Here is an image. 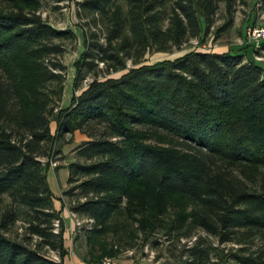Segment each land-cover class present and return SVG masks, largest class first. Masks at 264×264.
I'll list each match as a JSON object with an SVG mask.
<instances>
[{
	"label": "trees",
	"instance_id": "trees-1",
	"mask_svg": "<svg viewBox=\"0 0 264 264\" xmlns=\"http://www.w3.org/2000/svg\"><path fill=\"white\" fill-rule=\"evenodd\" d=\"M44 2L0 0V264H67L66 205L60 197L56 209L41 158L60 153L77 130L89 140L74 148L63 196L92 219L79 229L87 263L116 256L139 232L149 241L160 228L169 236L201 228L236 245L225 259L264 264V63L232 49L143 62L203 40L222 2V29L231 27L247 0L78 1L89 29L82 27L74 90L94 78L56 112L67 71L61 56L76 33L45 19ZM91 24L104 28V42ZM253 49L261 54L264 39L245 51ZM100 63L126 71L100 79ZM119 216L135 226L128 240L112 224ZM204 241L197 236L187 257L160 264L205 263L214 247Z\"/></svg>",
	"mask_w": 264,
	"mask_h": 264
},
{
	"label": "rangeland",
	"instance_id": "rangeland-1",
	"mask_svg": "<svg viewBox=\"0 0 264 264\" xmlns=\"http://www.w3.org/2000/svg\"><path fill=\"white\" fill-rule=\"evenodd\" d=\"M78 1L82 0H45L43 3L42 15L45 19H47L52 25L59 29L69 28L76 33V37L65 41L66 51L61 56L62 61L67 65L65 88L62 99L55 107L54 112L58 111L60 108L70 105L72 97L74 95L80 94L82 90L86 88L88 83L94 78L93 73H91V75L85 79L80 89L74 90L73 82L76 73L74 62L84 51L82 27L89 29V26L85 25L88 18L84 16L81 17L78 14L80 11ZM262 2L263 0H247V2L244 4H237L234 14V23L231 27L226 28L225 30L222 29V27L227 20V13L225 10V4L222 2L216 15V21L214 22L209 34L204 36L203 40L192 38L183 45L184 49L182 50L174 49L172 52L148 53L146 55V59L143 62L151 63L165 58L172 59L184 54L191 49H197L200 51L212 50L216 52H225L229 49H232L239 52H248L250 53L248 55H253L256 60L264 63V58H261V54L254 53V49L252 51H245L248 45L254 43L251 36L252 29L256 26L264 27V7L262 6ZM82 13L84 14V11H82ZM91 25L93 29L98 31L101 41L104 42V28L101 26H95L93 24ZM86 31L89 32V30ZM200 40L203 42H200ZM258 56L260 57V60L257 58ZM127 65L130 67L133 66V63L129 60ZM99 67L102 68V71L99 72L100 79L106 77H119L126 71H106L104 70L106 69V66L103 65V63H100ZM51 125L54 126L55 122L53 121ZM79 133L82 132L78 131V137L73 136L71 142H62V145L57 146L58 149H61L60 153H55L50 157L41 158L45 163L50 164L48 181L49 183L51 182L53 188L55 187V191L60 192V194L58 193L59 196H63L64 191L69 187L68 182L66 187L63 186L66 175L65 172L64 175H62L63 172L59 174V170L64 168V166L72 159H77L76 153L73 152V147L76 143H78V141L81 142V136ZM82 134L83 136H86L85 133ZM68 138H70V136H67V139ZM60 197H56L55 195L56 200H60ZM63 197L66 206L63 207L62 215L64 217L67 214L68 217L73 218V231L75 232V238L70 242L71 245L68 243V248L70 249L71 254L75 252L83 258L88 249L87 236L86 232L79 230L80 228L78 229L75 223L77 220H79L80 222L82 221L81 226L86 225L88 223L87 218L77 213H75L76 216H74L69 206L73 200V197ZM115 221H118L120 224L118 235L124 236L125 239L128 240L126 236H128L127 233L129 230H133V232L136 233L135 226L132 225L126 217H114L112 224ZM192 232L193 233L191 235H182L181 233H176L169 236L165 229L160 228L150 237L149 241H145L143 234L139 232L138 237H135L134 240L130 242L132 244H123L122 247H119L118 254L114 257L118 259V264H160L163 262H175L180 258L184 259L187 257L188 252L186 251V248L192 244L197 236H201L205 239L203 245L208 246V248L214 247L208 260L203 264H236L230 258L228 260L224 258L226 257V254H229V252L232 250V247H236L234 243H221L218 241L217 237L210 235L201 228L193 229ZM116 235L117 234H114V232H111L107 235L108 241L113 242L115 247H117L115 242ZM156 240L158 241V244L155 243ZM250 244L253 245V242ZM221 250H223L222 256L220 254ZM53 255L56 256L57 254L53 253Z\"/></svg>",
	"mask_w": 264,
	"mask_h": 264
},
{
	"label": "crops",
	"instance_id": "crops-1",
	"mask_svg": "<svg viewBox=\"0 0 264 264\" xmlns=\"http://www.w3.org/2000/svg\"><path fill=\"white\" fill-rule=\"evenodd\" d=\"M52 128H53V130L56 128V123H55V125L53 126L52 125ZM80 134V139H81V142H83V141H87V140H89V137L86 135V136H83V134L82 133H79ZM74 136L76 137H78V131L77 132H75L74 133ZM81 142H79L78 141V143H76L75 144V146L73 147V148H75L77 145H79ZM73 152H75V151H73ZM71 161H74L73 159L71 160ZM71 161H69L68 163H70ZM67 163V164H68ZM67 164L64 166V168H61L60 170H59V174L61 173V172H63L62 173V175H64V172H65V180H64V182H63V186L64 187H66V185H67V179H68V176H69V169H68V167H67ZM52 171V170H51ZM50 172V171H49ZM48 172V173H49ZM55 177V176H54ZM60 179H61V177H60ZM50 185H51V188H52V190L55 192L54 194L56 195V197H62V198H64L62 195H60L59 196V194H60V192H57V191H55L56 189H55V187L53 188L52 187V184H51V182H50ZM55 189V190H54ZM59 193V194H58ZM54 205H55V207H56V209H60L61 208V201L60 200H54ZM64 218H65V223H66V232H65V234H64V237H65V240H66V246L68 247V243H70L74 238H75V232L73 231V218L72 217H68L67 216V214H66V216H64ZM69 227V228H68ZM72 235V236H71ZM71 238V239H70ZM70 245H71V243H70ZM68 250H69V254L67 255V257H66V259H65V261H66V263L67 264H89V263H87L79 254H76L75 252H73L72 254H71V251H70V249L68 248Z\"/></svg>",
	"mask_w": 264,
	"mask_h": 264
},
{
	"label": "built area",
	"instance_id": "built-area-1",
	"mask_svg": "<svg viewBox=\"0 0 264 264\" xmlns=\"http://www.w3.org/2000/svg\"><path fill=\"white\" fill-rule=\"evenodd\" d=\"M251 36H252V39L253 41L256 43V46H259L260 45V41L264 39V27H261V26H256L252 29V32H251ZM261 58H264V51L261 53ZM259 60H260V57L258 56L257 57ZM73 215L76 216V214L73 212ZM87 222L90 223L92 222V219H87ZM81 223L82 221L80 222L79 220L76 221V226L77 228H81ZM55 231L57 232L59 230V220H56L55 221ZM76 229V227H75ZM74 229V230H75ZM54 256V255H53ZM57 258V255L54 256ZM118 259L116 257H105L100 263L98 264H118Z\"/></svg>",
	"mask_w": 264,
	"mask_h": 264
}]
</instances>
